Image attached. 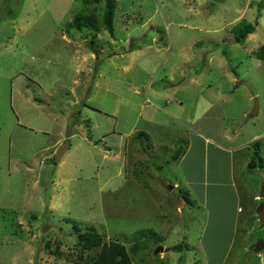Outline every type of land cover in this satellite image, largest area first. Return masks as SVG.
Listing matches in <instances>:
<instances>
[{"label":"rangeland","instance_id":"374dc122","mask_svg":"<svg viewBox=\"0 0 264 264\" xmlns=\"http://www.w3.org/2000/svg\"><path fill=\"white\" fill-rule=\"evenodd\" d=\"M104 3L0 0V264H231L264 231V165L249 166L254 147L264 162V0H117L113 33L101 28ZM77 13L95 15L100 29L69 27ZM257 20L236 42V28ZM235 72L251 85L224 98L228 112L251 91L261 105L237 143L259 139L241 156L195 135L219 136L221 106L194 115L235 87ZM187 146L181 168L194 193L165 164ZM244 155L253 194H242L237 215L232 160ZM171 191L191 202L178 206ZM75 224L100 233L102 246L82 252ZM183 241L189 249L167 250Z\"/></svg>","mask_w":264,"mask_h":264},{"label":"crops","instance_id":"0c3cea01","mask_svg":"<svg viewBox=\"0 0 264 264\" xmlns=\"http://www.w3.org/2000/svg\"><path fill=\"white\" fill-rule=\"evenodd\" d=\"M259 60H261V59H259ZM261 61H263V60H261ZM235 74H236L237 78H239L238 80H236V84H235L236 88L234 87L232 90H230L229 92H225V93H223L222 91L221 92H217L216 97L213 98V100L206 101V103H202L201 102L200 107H199L200 110H197L195 115H194V117L196 115H198V116H203L204 115L205 116L206 113L208 112V110L213 105L221 106L222 108H221L220 112L216 115V118H220L223 121L222 122V126H221L220 131H219V136L218 137H213V136H210V135H206L204 133L205 131H198L195 135L199 139L204 140L205 141V145H208L207 141H210V142L214 143V144H212V146L215 149H218V150H221V151H224V152H227V153H231V152L235 153L237 151H240L239 156H241L242 155L241 152H242V147L243 146H245L246 144H251V143H255V142L257 143V141L259 139L258 137L260 136V134L251 133L252 135H254V137L250 141L244 140V142L239 141V143H237V140L239 139V137L243 135V133H242L243 130L248 129V125H255L256 124V122H254V120H258V116H260L261 105H260V100H258L255 92L251 91V93L249 94L250 95V99L248 100V102L243 107L239 108L238 113L228 112L229 110L227 109V103L225 102L224 98H226L228 96H231V93L234 92L235 90L237 91V90H239L241 88L244 89L245 86L250 87V85H251V82L249 80L248 81L245 80V76L242 78L238 74V72H235ZM197 76H199V75H197ZM256 98H257V102H255ZM180 107H183L182 106V102H180ZM248 114L250 116L249 119H247V117H246ZM171 116H173L176 119H180L178 116H176L174 114H171ZM236 118H237V121H236L235 124L232 123V126L230 125V123L227 122L228 120H232V122H233L234 120H236ZM183 123L187 124L185 121ZM231 144H233V145L237 144V145L235 147L234 146L232 147ZM209 145H211V144H209ZM259 148L260 147H258L256 149L254 147L252 149V155L254 154V152L259 151ZM159 153H160V155L158 157V163L161 160V157L163 155V154H161V152H159ZM190 155H191V153L189 151V146H187V149L185 151L184 150L182 151L179 159H177V160H172L171 159V161H168V162L166 161L165 164L167 165V167L169 169H171L174 164L177 165L178 167H180L181 173H179L178 176H179V178H181V182H183L184 185L189 187V191H192V193H194V186H193L192 179H190V177H188L189 175H187L185 173V171H182V168H181V165L186 163V161L190 158ZM239 156H237V158H238L237 161L235 159L232 160L234 162L233 165H234L235 171L233 172L231 170V174H232V176L234 178V182H235V184H236V186L238 188V196H239L238 202H239V204H238L237 215H238L239 212L242 213L244 211V207H243L244 203L242 201V199H243V195L242 194L243 193L246 194V195L247 194H253V192L251 193L248 190L249 189L248 188L249 184L247 182L249 177H250V175L253 174L251 169H248L249 172H247V169H246V167L249 168V166H248L249 156H247V155H244V157H239ZM262 163L264 165V162H262ZM235 165H236V167H235ZM158 167H159L158 169L161 168L160 165ZM236 168H237L238 171H236ZM155 183H157V182L155 181ZM181 186H182V183L178 182V180H177V181H175L173 188H176V187L180 188ZM163 189L164 188L161 187V183H160V188H159V191H160L159 193L160 194H162L164 192ZM170 193L172 195V191ZM172 196H173V198L176 199V202H178L177 203V204H179L178 206H181V203H183V205L185 203V206H186L187 204H189L191 202L190 199L188 201L181 194H175V195H172ZM250 197H253L252 199L256 201V200H259L261 196L258 195V194H255V196H250ZM166 203H167L168 208H172L173 204H172V200L170 198L166 201ZM246 203H247V201H246ZM249 205H250V201H249V204H248V207H247L248 209L251 208V206H249ZM163 206L161 205L160 207H163ZM175 212H178V210L175 211ZM249 220L250 219L248 218V219L245 220V222L246 221L248 222ZM236 225H237V221H236ZM237 226L239 228V224ZM262 228H264V227H262ZM245 232L248 235L252 234V231L250 232V234L246 230H245ZM262 232H264V231H262ZM251 243L250 242H246V240L242 241V244L238 247V251H236V253L233 254V261L231 262V264H243L241 259H240V255L242 256V255H244L246 253V251L249 249ZM252 253H254V252H252ZM252 255H254V254H252ZM255 259H257V260L250 261V262H248L246 264H264V251L263 252L261 251V252L257 253Z\"/></svg>","mask_w":264,"mask_h":264},{"label":"trees","instance_id":"16d2710c","mask_svg":"<svg viewBox=\"0 0 264 264\" xmlns=\"http://www.w3.org/2000/svg\"><path fill=\"white\" fill-rule=\"evenodd\" d=\"M117 0H105L104 7H103V13L101 17V22H102V27L99 26L98 20L95 15L93 14H87V13H77L72 22L69 24V27H75L79 30H82L84 27H92V28H97L98 30L101 28H104L105 30H108L110 33L114 32V16H115V10L117 6ZM264 9V7H263ZM258 25V20L255 23H245L243 25H240L236 28V34H235V40L238 43H241L245 40V38L248 36L250 33H254L256 31V26ZM256 57L258 59H261L264 61V47H261L256 53ZM86 126L89 127V123H86ZM90 136V139L92 138L91 134H88ZM146 136L144 132L136 134L134 137H142ZM257 147V146H256ZM181 148H178L175 150V153L173 154V160L179 159L181 153H182ZM259 159V161L256 160ZM55 161V157L53 158ZM261 162V163H260ZM263 159L260 157V148L259 151L254 152L253 158L249 163V166L251 168H255L256 165L263 167ZM187 199V198H186ZM188 200V199H187ZM189 201V200H188ZM68 221H72L71 219H67ZM75 232L78 237V245L82 246V252L85 250H92L93 248H98L101 247L104 239L101 236L100 233H98L95 229H90L87 231H83L79 226L76 224L74 225ZM149 232L148 229H143L137 231V235ZM190 246L186 241L179 242L175 245L168 246L167 250H178V251H183L184 249H189ZM83 258V256H81ZM181 263H183V260L180 259ZM82 264H89L87 262H83ZM107 264V263H106Z\"/></svg>","mask_w":264,"mask_h":264},{"label":"water","instance_id":"95a60500","mask_svg":"<svg viewBox=\"0 0 264 264\" xmlns=\"http://www.w3.org/2000/svg\"><path fill=\"white\" fill-rule=\"evenodd\" d=\"M69 142L64 143V145L60 148V150L57 152L55 156V161L60 162L69 149ZM259 216L264 219V203L259 207L258 209ZM163 247L160 246L155 252H158ZM249 250L254 253H259L264 250V232L257 233L255 240L251 243Z\"/></svg>","mask_w":264,"mask_h":264},{"label":"flooded vegetation","instance_id":"af4514ba","mask_svg":"<svg viewBox=\"0 0 264 264\" xmlns=\"http://www.w3.org/2000/svg\"><path fill=\"white\" fill-rule=\"evenodd\" d=\"M260 228H262V227H260Z\"/></svg>","mask_w":264,"mask_h":264}]
</instances>
